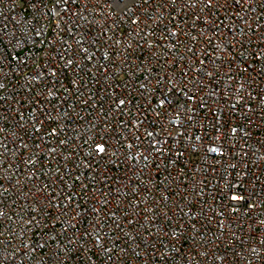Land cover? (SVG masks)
Masks as SVG:
<instances>
[{
	"label": "built area",
	"instance_id": "1",
	"mask_svg": "<svg viewBox=\"0 0 264 264\" xmlns=\"http://www.w3.org/2000/svg\"><path fill=\"white\" fill-rule=\"evenodd\" d=\"M0 264H264V0H0Z\"/></svg>",
	"mask_w": 264,
	"mask_h": 264
},
{
	"label": "snow or ice",
	"instance_id": "2",
	"mask_svg": "<svg viewBox=\"0 0 264 264\" xmlns=\"http://www.w3.org/2000/svg\"><path fill=\"white\" fill-rule=\"evenodd\" d=\"M121 103H123V101H121ZM98 151L103 152V151H104V148L101 146V147L98 149ZM212 151L215 152L216 149L213 148ZM232 199H233V200H236V199H238V197L235 196V195H233Z\"/></svg>",
	"mask_w": 264,
	"mask_h": 264
}]
</instances>
